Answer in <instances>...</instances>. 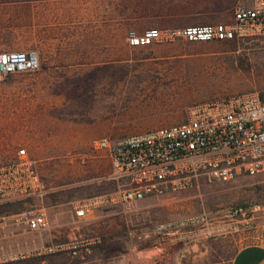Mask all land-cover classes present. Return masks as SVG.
<instances>
[{"label":"rangeland","instance_id":"rangeland-1","mask_svg":"<svg viewBox=\"0 0 264 264\" xmlns=\"http://www.w3.org/2000/svg\"><path fill=\"white\" fill-rule=\"evenodd\" d=\"M225 2L233 12L237 3L250 0H221ZM216 6L207 0L205 10L192 13L196 9L189 7L172 20L207 18L217 12ZM14 13L20 16V8L0 17ZM119 38L106 51H37L38 69L0 74V164L24 147L51 188L42 198L0 202V216L40 205L60 218L48 229L28 231L29 239L36 240L28 248L23 237L17 240L12 234L25 229L7 227L0 253L18 256L0 264H228L239 246L264 233V174L199 179L183 189L146 196L131 211L103 204L86 218L75 216L77 201L116 190L123 182L112 177L108 153L92 147L94 137H120L181 122L191 105L230 93L254 90L264 101V39L193 41L176 36L131 46ZM234 205L258 207L248 224L219 218L221 208ZM202 212L210 215L214 230L194 241L164 239L154 230L158 221ZM87 236L98 239L88 254L39 252L46 244ZM38 239L43 243L37 245Z\"/></svg>","mask_w":264,"mask_h":264},{"label":"built area","instance_id":"built-area-1","mask_svg":"<svg viewBox=\"0 0 264 264\" xmlns=\"http://www.w3.org/2000/svg\"><path fill=\"white\" fill-rule=\"evenodd\" d=\"M176 36L193 41H262L264 0L237 3L230 21L178 28L151 27L142 32L131 29L126 41L135 46ZM39 66L36 50H0V74L36 70ZM91 145L108 153L112 177L123 182L116 190L77 201L73 211L78 218L103 204H118L131 211L146 196L183 189L199 179L212 181L240 174H264V101L254 90L230 93L191 105L186 119L181 122L120 137L99 135L92 139ZM50 189L24 147L17 149L14 159L0 164V202L42 198ZM257 207L225 206L220 209L219 218L229 223L242 220L248 224L251 212ZM211 220L208 213L202 212L158 221L154 230L164 239L194 241L214 230ZM49 223L43 206H31L1 215L0 235L11 225L40 231L47 229ZM96 241L94 236H87L52 242L39 252L69 249L73 254H88ZM17 256L0 253V263Z\"/></svg>","mask_w":264,"mask_h":264},{"label":"crops","instance_id":"crops-1","mask_svg":"<svg viewBox=\"0 0 264 264\" xmlns=\"http://www.w3.org/2000/svg\"><path fill=\"white\" fill-rule=\"evenodd\" d=\"M209 1L217 4V12L212 16L174 22V14L189 7L196 9L192 13L205 10L207 0H0V5H4L0 6V15L4 11L21 10L20 16L14 13L12 17H0V50L106 51L110 50L111 43L120 40L119 36L125 42L128 29L141 32L154 26H187L232 20L230 4L225 2L222 5L221 0ZM158 3L163 5L159 6ZM252 3L253 0H250L246 4ZM10 34L14 37L5 39L4 35ZM18 34H21V39L16 38ZM83 44L92 46H77ZM44 208L49 218V227L59 222L60 218L54 211ZM91 211L79 218H86ZM260 224L264 230V215ZM28 231L25 228L22 232H12L18 235L17 240L24 238L23 244L27 248L36 245L35 239H29ZM4 236L0 235V247L5 245ZM42 241L38 239L37 245ZM228 264H264V233L257 241L239 246Z\"/></svg>","mask_w":264,"mask_h":264},{"label":"water","instance_id":"water-1","mask_svg":"<svg viewBox=\"0 0 264 264\" xmlns=\"http://www.w3.org/2000/svg\"><path fill=\"white\" fill-rule=\"evenodd\" d=\"M153 264H158V263H153Z\"/></svg>","mask_w":264,"mask_h":264}]
</instances>
